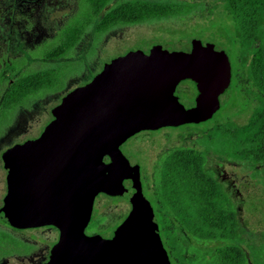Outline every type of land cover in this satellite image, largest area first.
<instances>
[{
	"label": "flooded vegetation",
	"instance_id": "1",
	"mask_svg": "<svg viewBox=\"0 0 264 264\" xmlns=\"http://www.w3.org/2000/svg\"><path fill=\"white\" fill-rule=\"evenodd\" d=\"M123 1L128 0H113L111 5ZM224 5L234 17L236 30L226 33L222 48L213 42L202 41L225 52L228 60L222 91H210L209 101L213 102L214 108L211 117L200 122L143 129L119 146L130 163L139 168L142 191L136 195V201L142 207L140 215L152 218L158 224L170 264H264V9L257 18L241 23L234 16V10L226 2ZM87 10L86 0H83L82 7L59 26L46 48ZM249 13L251 10L243 14ZM99 15L101 19L103 13ZM172 17L175 16L128 25ZM91 23L84 27L79 40L60 58L74 50ZM98 23L96 33L102 34L104 32L97 30ZM188 28V25L175 29L170 26L159 28L157 34L139 39L137 45L189 51L193 37L181 36ZM44 52L43 57L47 59ZM113 58L105 61L89 81L75 88L90 82ZM72 68L70 63H64L44 69L58 71V86L25 99L6 115L0 112V130L13 112L27 101L59 92ZM17 70V65H8L0 73V85L8 81L0 110L12 81L27 74L10 77ZM33 72L39 71L28 73ZM73 89L63 93L44 116L31 122L19 137L0 150V208L8 189L4 152L17 144L39 138L54 119L53 109ZM199 94L198 84L191 79L182 80L175 87V95L186 107L195 105ZM38 128L37 134L34 133ZM103 160L108 163L110 158L106 155ZM109 201L121 203L122 210L107 225L108 215L103 209ZM132 208L133 204L123 197L98 194L85 234L111 237ZM59 234L53 225L20 228L0 218V264H45Z\"/></svg>",
	"mask_w": 264,
	"mask_h": 264
},
{
	"label": "water",
	"instance_id": "2",
	"mask_svg": "<svg viewBox=\"0 0 264 264\" xmlns=\"http://www.w3.org/2000/svg\"><path fill=\"white\" fill-rule=\"evenodd\" d=\"M226 57L214 44L192 39L189 51L156 45L113 58L62 98L39 138L4 152L8 189L0 218L15 227L59 230L45 264H170L158 224L140 215L139 168L119 146L143 129L210 118V91L223 89ZM185 79L200 90L190 107L175 95ZM100 193L133 204L109 238L85 234Z\"/></svg>",
	"mask_w": 264,
	"mask_h": 264
},
{
	"label": "rangeland",
	"instance_id": "3",
	"mask_svg": "<svg viewBox=\"0 0 264 264\" xmlns=\"http://www.w3.org/2000/svg\"><path fill=\"white\" fill-rule=\"evenodd\" d=\"M146 1L184 2L191 11L189 16L182 19L172 17L167 20H151L144 24H121L102 34L96 33V24L101 16L99 15L68 56L47 60L43 57L46 46L59 26L82 7L83 0H0V73L8 65L18 67L17 72L10 76L12 78L21 73L55 68L64 63H70L73 67L59 92L27 101L13 112L0 130V150L9 141L19 137L31 122L44 116L63 93L89 81L105 61L132 49L147 51L150 47L137 45L139 39L157 34L159 28L170 26L175 29L188 25V30L181 36L213 42L220 48L226 33L236 30L234 17L222 0H214L215 3L213 0ZM7 85V80L0 85V102ZM40 128L34 133L37 134ZM103 210L108 215L106 224L110 225L122 210V204L109 201Z\"/></svg>",
	"mask_w": 264,
	"mask_h": 264
},
{
	"label": "trees",
	"instance_id": "4",
	"mask_svg": "<svg viewBox=\"0 0 264 264\" xmlns=\"http://www.w3.org/2000/svg\"><path fill=\"white\" fill-rule=\"evenodd\" d=\"M234 10L233 14L239 22L257 18L264 9V0H222ZM113 0H86L88 10L82 16H77L69 26L65 27L55 41L46 48L44 56L47 59H56L64 56L79 40L84 27L93 21V18L103 13L97 30L105 32L116 24L144 22L153 18H168L171 16H186L190 7L184 2H149L143 0H128L111 3ZM109 6V7H108ZM108 7V8H107ZM90 8V9H89ZM251 10L254 15L243 14ZM60 75L57 70H44L23 74L13 80L9 86L0 112L6 115L18 103L35 96L45 90L58 86Z\"/></svg>",
	"mask_w": 264,
	"mask_h": 264
}]
</instances>
